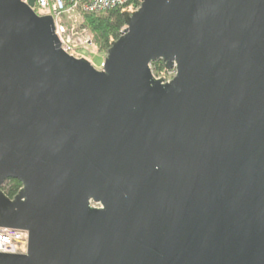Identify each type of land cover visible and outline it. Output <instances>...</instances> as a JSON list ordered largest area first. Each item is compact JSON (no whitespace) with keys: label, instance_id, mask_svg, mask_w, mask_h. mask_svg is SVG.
Returning <instances> with one entry per match:
<instances>
[{"label":"water","instance_id":"1","mask_svg":"<svg viewBox=\"0 0 264 264\" xmlns=\"http://www.w3.org/2000/svg\"><path fill=\"white\" fill-rule=\"evenodd\" d=\"M143 1L98 70L0 0V264H264V0Z\"/></svg>","mask_w":264,"mask_h":264},{"label":"built area","instance_id":"2","mask_svg":"<svg viewBox=\"0 0 264 264\" xmlns=\"http://www.w3.org/2000/svg\"><path fill=\"white\" fill-rule=\"evenodd\" d=\"M29 2L24 0L25 5H29ZM143 3V0H35L32 10L38 17L51 16L55 35L65 54L76 60H86L96 68L92 58L103 54L105 62L107 52H102L96 35L89 28L88 17L106 16L112 11H119L122 15L127 12L132 16L141 9ZM111 42L113 44L115 41ZM103 65L96 69H102ZM150 68L154 79L161 80L163 84L171 83L177 76V69L158 70L153 65ZM28 245L27 232L0 229V254L27 255Z\"/></svg>","mask_w":264,"mask_h":264},{"label":"trees","instance_id":"3","mask_svg":"<svg viewBox=\"0 0 264 264\" xmlns=\"http://www.w3.org/2000/svg\"><path fill=\"white\" fill-rule=\"evenodd\" d=\"M87 22L91 31L96 35L102 52H107L110 49L111 41L118 40L126 27L124 17L119 11H112L106 16H89ZM153 67L161 70L165 68V64L158 62L153 64ZM22 188L23 186L19 181L9 180L5 183L3 192L13 200Z\"/></svg>","mask_w":264,"mask_h":264},{"label":"rangeland","instance_id":"4","mask_svg":"<svg viewBox=\"0 0 264 264\" xmlns=\"http://www.w3.org/2000/svg\"><path fill=\"white\" fill-rule=\"evenodd\" d=\"M104 54H106V52H103ZM104 55L101 54L100 56H96V57H93V64L96 66V68H100L101 65L104 63ZM98 70H101V69H98Z\"/></svg>","mask_w":264,"mask_h":264}]
</instances>
